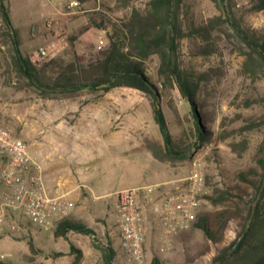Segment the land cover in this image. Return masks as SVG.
I'll return each instance as SVG.
<instances>
[{
    "label": "rangeland",
    "instance_id": "obj_1",
    "mask_svg": "<svg viewBox=\"0 0 264 264\" xmlns=\"http://www.w3.org/2000/svg\"><path fill=\"white\" fill-rule=\"evenodd\" d=\"M150 1L131 0L130 7L116 0L79 1L80 8L72 11L67 9L69 0L66 6L64 0H6V5L21 54L51 86L64 75L81 74L101 51L99 41L104 39L103 48L108 46L111 22L127 19L135 7L145 10ZM232 5L245 29L264 34V13L254 11L250 0H232ZM221 15L216 0H185L182 11L186 32L191 24L199 26ZM221 31L212 55H200V44L193 38L181 40V64L200 79L199 99L192 105L177 85L162 86L158 56L147 61L148 74L159 87L158 101L131 87L72 94L39 89L16 71L12 34L0 14V124L27 143L45 176L49 172L61 176L74 189L68 197L79 213L68 220L94 230L90 236L70 232L58 237L55 228L42 230L28 217L18 220L19 215L6 211V223L0 228L3 262L104 264L94 244L111 242L117 251L114 264H134L116 235L118 193L187 176L193 159L202 164L207 181L200 214L226 210V227L217 242L203 230L191 229L174 238L165 251L159 235L149 233L144 264L155 259L160 264H217V257L232 253V244L249 223L258 199L256 187L264 178V74L253 77L247 72L246 46L228 26ZM40 48L50 57L36 65L32 56ZM159 104L171 141L184 159L167 156L166 138L157 120ZM193 109L209 133L208 141L198 140ZM3 159L0 155V171ZM224 192L229 195L219 203Z\"/></svg>",
    "mask_w": 264,
    "mask_h": 264
},
{
    "label": "trees",
    "instance_id": "obj_2",
    "mask_svg": "<svg viewBox=\"0 0 264 264\" xmlns=\"http://www.w3.org/2000/svg\"><path fill=\"white\" fill-rule=\"evenodd\" d=\"M82 3L95 0H79ZM122 7H130L131 0H116ZM253 10L264 13V0H250ZM221 16L210 18L202 25H190L186 32L182 17L185 0H151L145 10L133 8L127 19L111 22L112 30L108 31L109 44L101 48L91 65L81 70L77 76L61 77L53 85H46L42 72L31 61L24 57L19 49L16 30L10 17L6 0H0V14L6 28L12 34L13 62L18 74L28 80L31 85L50 92L72 94L82 89L111 91L116 87H131L159 100V87L153 82L147 71V61L158 56L160 66L158 79L164 88L178 86L182 96L192 105H196L199 97L200 79L185 69L180 60V44L184 38H193L200 44V55H212L217 51V37L222 27L228 26L233 34L246 46L245 68L253 77L264 74V34L245 29L237 20L232 0H216ZM189 30V28H188ZM72 73V71L70 72ZM157 120L166 138L167 156L169 159H184L171 141L163 113ZM193 120L197 128L199 141H208L209 133L205 130L201 116L193 109ZM197 145V144H196ZM176 157V158H175ZM264 169V157L261 160ZM258 199L248 216V225L232 246V253L221 255L215 259L217 264H264V178L256 187ZM229 192H224L218 199H226ZM213 200L212 197H209ZM229 212H217L202 215L192 229H201L206 236L217 242L223 233ZM70 232L84 235L94 234V230L82 222L65 220L55 228L56 236L67 237ZM102 253L104 264H114L117 251L113 244H94ZM30 247L34 243L30 242ZM72 250H75L71 245ZM80 255L82 252H80ZM79 261V260H78ZM0 264L5 263L2 260ZM153 264H160L157 259Z\"/></svg>",
    "mask_w": 264,
    "mask_h": 264
},
{
    "label": "built area",
    "instance_id": "obj_3",
    "mask_svg": "<svg viewBox=\"0 0 264 264\" xmlns=\"http://www.w3.org/2000/svg\"><path fill=\"white\" fill-rule=\"evenodd\" d=\"M80 6L78 0H69L67 9L72 11ZM104 45L101 39L99 48ZM49 57V52L40 48L33 54L32 62L38 65ZM0 155L4 158L0 171V228L6 223V211L19 215L18 220L23 215L28 217L45 231L69 219L75 202L67 194L49 188L45 170L31 155L27 143L1 124ZM206 193L207 181L198 159L191 161L187 176L120 191L116 235L128 261L144 264L149 233L159 235L163 242L161 250L165 251L174 238L191 230Z\"/></svg>",
    "mask_w": 264,
    "mask_h": 264
},
{
    "label": "crops",
    "instance_id": "obj_4",
    "mask_svg": "<svg viewBox=\"0 0 264 264\" xmlns=\"http://www.w3.org/2000/svg\"><path fill=\"white\" fill-rule=\"evenodd\" d=\"M65 3H64V6H66V2L67 0H64ZM60 11H58L59 13ZM62 13V12H61ZM14 26V25H13ZM46 182H47V185L49 186V188L53 191H59L61 193H63L65 191L64 194H71L74 189H70L67 185V181L66 180H63V178L60 176V177H56L55 175L51 174V172H49L47 175H46ZM78 214L79 213V210L75 212V209L74 211L72 212L71 215L73 214ZM90 228H93L92 226H89Z\"/></svg>",
    "mask_w": 264,
    "mask_h": 264
},
{
    "label": "water",
    "instance_id": "obj_5",
    "mask_svg": "<svg viewBox=\"0 0 264 264\" xmlns=\"http://www.w3.org/2000/svg\"><path fill=\"white\" fill-rule=\"evenodd\" d=\"M160 113H161V105L159 104L158 105V114L160 115Z\"/></svg>",
    "mask_w": 264,
    "mask_h": 264
}]
</instances>
